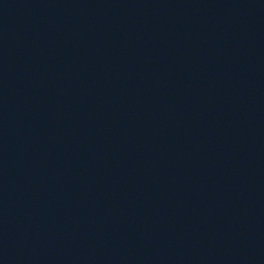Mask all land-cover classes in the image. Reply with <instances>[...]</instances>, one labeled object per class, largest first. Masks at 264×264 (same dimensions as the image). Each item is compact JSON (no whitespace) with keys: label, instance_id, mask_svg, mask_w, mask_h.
Listing matches in <instances>:
<instances>
[{"label":"water","instance_id":"obj_1","mask_svg":"<svg viewBox=\"0 0 264 264\" xmlns=\"http://www.w3.org/2000/svg\"><path fill=\"white\" fill-rule=\"evenodd\" d=\"M0 264H264V0H24Z\"/></svg>","mask_w":264,"mask_h":264}]
</instances>
